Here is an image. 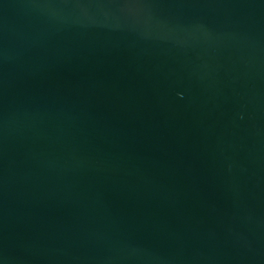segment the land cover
<instances>
[{
    "label": "water",
    "instance_id": "1",
    "mask_svg": "<svg viewBox=\"0 0 264 264\" xmlns=\"http://www.w3.org/2000/svg\"><path fill=\"white\" fill-rule=\"evenodd\" d=\"M0 264H264V0H0Z\"/></svg>",
    "mask_w": 264,
    "mask_h": 264
}]
</instances>
